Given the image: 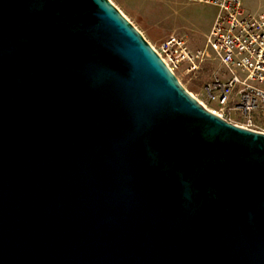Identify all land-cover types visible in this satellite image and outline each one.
I'll use <instances>...</instances> for the list:
<instances>
[{"label": "water", "instance_id": "1", "mask_svg": "<svg viewBox=\"0 0 264 264\" xmlns=\"http://www.w3.org/2000/svg\"><path fill=\"white\" fill-rule=\"evenodd\" d=\"M0 264H264V133L112 0H0Z\"/></svg>", "mask_w": 264, "mask_h": 264}, {"label": "built area", "instance_id": "2", "mask_svg": "<svg viewBox=\"0 0 264 264\" xmlns=\"http://www.w3.org/2000/svg\"><path fill=\"white\" fill-rule=\"evenodd\" d=\"M214 5L218 12L205 35V48L174 34L154 47L167 66L178 72H198L211 57L217 68L194 95L212 113L239 126L264 133V10L251 12L244 0H184ZM180 79V78H179Z\"/></svg>", "mask_w": 264, "mask_h": 264}, {"label": "rangeland", "instance_id": "3", "mask_svg": "<svg viewBox=\"0 0 264 264\" xmlns=\"http://www.w3.org/2000/svg\"><path fill=\"white\" fill-rule=\"evenodd\" d=\"M125 16L137 26L149 42L157 47L174 34L189 36V43L205 48V35L212 27L217 8L212 4L184 0H112ZM253 13L264 10V0H244ZM206 59L198 72L180 71L178 76L194 95H202V86L218 66L215 54Z\"/></svg>", "mask_w": 264, "mask_h": 264}]
</instances>
